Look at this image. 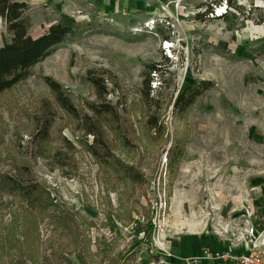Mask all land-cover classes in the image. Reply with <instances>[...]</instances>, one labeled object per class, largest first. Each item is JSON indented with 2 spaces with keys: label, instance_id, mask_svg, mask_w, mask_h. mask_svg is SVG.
<instances>
[{
  "label": "rangeland",
  "instance_id": "obj_1",
  "mask_svg": "<svg viewBox=\"0 0 264 264\" xmlns=\"http://www.w3.org/2000/svg\"><path fill=\"white\" fill-rule=\"evenodd\" d=\"M191 1L180 13L151 15L172 20L145 28L81 0L65 11L74 31L27 79L0 93V176L40 185L30 206L0 183V264H180L167 242L188 245L191 233L238 253L263 239L264 0H232L237 10L224 3L227 21L209 12L215 0ZM44 7L26 11L34 37L54 22ZM9 31L0 19V44L11 40ZM153 63L168 69L167 81L152 73L162 83L147 102L143 81ZM89 70L108 72L107 100L118 110L112 122L103 119L109 148L100 151L109 160L89 151L94 136L55 103L45 79L61 83L78 111L91 114L97 88ZM201 80L214 85L183 118L175 116L179 92ZM158 98L162 133L147 125ZM44 101L56 115L40 155L32 137ZM177 141L185 153L170 170ZM116 159L133 165L141 182L123 175Z\"/></svg>",
  "mask_w": 264,
  "mask_h": 264
},
{
  "label": "trees",
  "instance_id": "obj_2",
  "mask_svg": "<svg viewBox=\"0 0 264 264\" xmlns=\"http://www.w3.org/2000/svg\"><path fill=\"white\" fill-rule=\"evenodd\" d=\"M224 3L227 4L226 7L231 6L236 10L241 8L235 2H232V0H215L212 6H206L210 9L209 12L213 14L217 11L215 8L218 6L222 7ZM28 8L29 5L26 1L0 0V19L4 21L8 30H10L9 32L12 34L11 40L0 44V93L11 89L19 82L27 79L32 74V69L38 62L43 61L51 55L56 47L64 42L70 33L74 31L73 26L57 22L52 24L48 31L42 35L34 37L29 33L31 21L26 15ZM224 10L225 12L222 11L220 16H223L224 19L226 18L227 21L229 20L227 15L228 10L226 8ZM147 67V78L143 81L145 84L143 97H145L147 102H152L154 99L151 98L150 93L153 91V88H156L157 85H161L162 83H157L158 81L155 80L154 76L159 75H152V73L157 74L159 72L163 81L166 82L167 80L164 78V75L168 72V69L162 67L159 63H153ZM107 73V71H102V75L98 76L94 70L88 71V80L97 88V101L89 104L91 114H81L70 99L68 93L63 89L61 83L52 79V77H45L54 93L55 103L79 121L80 128L84 131L85 135L94 136V140L88 144V148L100 160L104 158L109 160L111 158V156L105 155V153H101L100 151L102 148L106 150L109 148L105 138L103 119H109L108 121L112 122L118 116V110L107 100V95L110 93L105 83V79H108L105 77ZM153 83H155L154 86ZM213 85L214 83L210 80H201L197 83L186 85L177 95L173 104L172 113L177 117L183 118L195 102L206 91L212 88ZM160 100V98L155 99L154 103L156 107L158 106V109L150 112L147 117V125L150 129L162 133L166 125L160 113ZM55 115L56 112L44 101L43 113L37 122L38 127L32 137L33 142L39 149L40 155L44 154V144L50 138L51 130L55 122ZM184 150V145L182 146L179 141L170 147L168 151V167L170 170H173L179 164L180 159L185 153ZM116 164H120L119 166L121 167L123 175L134 182H141V174L135 170L133 165L123 163L120 159H116ZM0 183L2 184V188H7L10 192L17 193L24 200L30 202V206H34L35 203L37 204V194L40 192V185L31 181V179L23 182L12 175H1ZM151 229L153 230V225Z\"/></svg>",
  "mask_w": 264,
  "mask_h": 264
},
{
  "label": "crops",
  "instance_id": "obj_3",
  "mask_svg": "<svg viewBox=\"0 0 264 264\" xmlns=\"http://www.w3.org/2000/svg\"><path fill=\"white\" fill-rule=\"evenodd\" d=\"M26 1L29 5L34 3H43L44 8H49L50 12L53 14V24L57 22H69L72 20L70 17L66 15L65 11L71 10L74 8V5L77 3H81V0H21ZM85 1V0H83ZM191 2V0H128V1H115V0H86L91 4L92 8L98 10L100 14L107 16H118L124 17L125 19L134 18L139 21H147L150 19L153 14H161L165 11L174 13H180L185 9V4ZM167 3H170L168 7H165ZM176 3H179L178 7H174ZM195 4V3H194ZM183 5V6H182ZM187 9V8H186ZM56 15V17H55ZM66 20V21H65ZM188 241V245L178 246V248H174V245L170 242L168 243V250L171 252L170 259L177 261L175 257L179 258L180 264H185L184 259L187 260L190 257H196L197 263L199 264H234L233 260L226 258H206L203 257V253L205 250H212V252H221L223 254L227 253H238L237 251H222L213 249L212 245L214 244L212 240L206 238L202 239L200 235L191 233L186 235ZM192 237H198L199 240L196 239L191 245L190 241ZM187 243V242H186ZM217 247V244L214 246ZM188 261V260H187ZM190 262V261H188ZM193 263V262H192ZM196 263V264H197Z\"/></svg>",
  "mask_w": 264,
  "mask_h": 264
},
{
  "label": "built area",
  "instance_id": "obj_4",
  "mask_svg": "<svg viewBox=\"0 0 264 264\" xmlns=\"http://www.w3.org/2000/svg\"><path fill=\"white\" fill-rule=\"evenodd\" d=\"M115 1H128V0H115ZM170 3H167L165 7H168ZM179 3H176L175 6L178 7ZM220 6L216 8V15L220 16L222 11H219ZM172 20V17H159L157 18H150L145 21V28H151L152 24L156 23H168ZM166 43V45H165ZM171 43L168 39L164 40V49H169ZM203 257L216 259V258H226L234 261V264H264V237L262 240H257L247 251L241 253H227L223 254L221 252H212V250H205L203 253Z\"/></svg>",
  "mask_w": 264,
  "mask_h": 264
}]
</instances>
